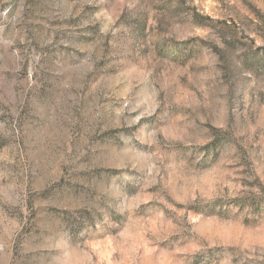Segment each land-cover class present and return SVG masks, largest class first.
Instances as JSON below:
<instances>
[{"label": "rangeland", "instance_id": "374dc122", "mask_svg": "<svg viewBox=\"0 0 264 264\" xmlns=\"http://www.w3.org/2000/svg\"><path fill=\"white\" fill-rule=\"evenodd\" d=\"M0 264H264V0H0Z\"/></svg>", "mask_w": 264, "mask_h": 264}]
</instances>
